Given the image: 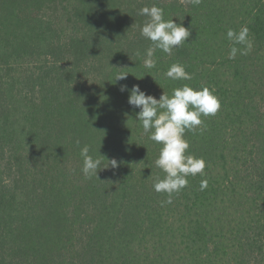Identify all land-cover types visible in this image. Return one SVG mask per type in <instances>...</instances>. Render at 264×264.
Here are the masks:
<instances>
[{"label":"trees","instance_id":"16d2710c","mask_svg":"<svg viewBox=\"0 0 264 264\" xmlns=\"http://www.w3.org/2000/svg\"><path fill=\"white\" fill-rule=\"evenodd\" d=\"M153 4L191 35L147 69L138 10ZM242 26L254 48L229 59ZM175 62L192 80L166 78ZM135 84L221 101L186 132L207 166L171 204L153 188L161 145L128 104ZM84 145L98 178L82 173ZM0 264H264V0H0Z\"/></svg>","mask_w":264,"mask_h":264},{"label":"clouds","instance_id":"9594fccd","mask_svg":"<svg viewBox=\"0 0 264 264\" xmlns=\"http://www.w3.org/2000/svg\"><path fill=\"white\" fill-rule=\"evenodd\" d=\"M190 2L199 5L201 0H190ZM138 15L147 17L140 28V35L151 41L143 59V65L147 69L156 67L157 49L172 55L173 50L185 44L191 35L190 28L176 23L173 18L166 20L164 9L155 4L140 8ZM227 38L232 42L229 59H235L237 54L246 56L254 48V41L249 37L247 26H242L239 31L228 29ZM165 76L173 81L192 80V74L187 72L185 65L180 62L171 64ZM124 78L126 75H118L116 80ZM120 90L128 91L127 85L121 86ZM128 104L139 109L136 119L141 122L148 138L161 145L154 163L165 173V176L163 179L157 177L153 188L157 193L167 194V199L161 202L162 205L171 204L173 194L179 193L188 186V177H195L197 174L205 175L207 162L203 157L188 154L190 144L186 138V132L197 130L203 132V118L217 114L221 108L220 98L215 94L214 88L208 86L195 88L189 84H183L181 87L173 88L170 95L163 91L157 99L146 94L138 84H135L130 89ZM76 143L79 145L80 141L77 140ZM89 151L88 145L80 149V155L83 157L82 173L88 178L93 175L98 178L97 172L102 168V161L89 155ZM108 162L113 168L118 167L115 158ZM207 186L208 180L202 179L201 191Z\"/></svg>","mask_w":264,"mask_h":264}]
</instances>
